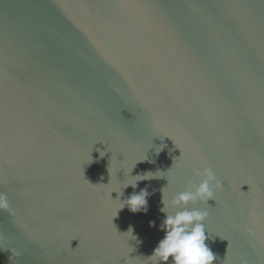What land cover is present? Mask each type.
Listing matches in <instances>:
<instances>
[{"label": "water", "instance_id": "95a60500", "mask_svg": "<svg viewBox=\"0 0 264 264\" xmlns=\"http://www.w3.org/2000/svg\"><path fill=\"white\" fill-rule=\"evenodd\" d=\"M205 168L214 264H264V0H0L6 264H155Z\"/></svg>", "mask_w": 264, "mask_h": 264}, {"label": "clouds", "instance_id": "9594fccd", "mask_svg": "<svg viewBox=\"0 0 264 264\" xmlns=\"http://www.w3.org/2000/svg\"><path fill=\"white\" fill-rule=\"evenodd\" d=\"M147 175L148 173L133 177ZM215 179L211 169L205 168L203 172L197 169L194 172V179L188 182L187 190L174 196L170 202H166L163 196L161 212L165 214V219L161 230L164 231V237L159 241L151 256L155 264H214V261L218 259L206 243L211 238L206 235L207 231L204 227L207 213L189 210L188 207L198 202L208 203L209 200H213ZM141 180H137L135 185L128 184L127 187L135 188L137 182ZM216 186L219 187V184ZM148 195L146 190L139 193L134 192L122 202L123 208L127 207L132 213L146 212ZM169 208L175 211L170 213ZM150 226H155L154 222H150Z\"/></svg>", "mask_w": 264, "mask_h": 264}, {"label": "trees", "instance_id": "16d2710c", "mask_svg": "<svg viewBox=\"0 0 264 264\" xmlns=\"http://www.w3.org/2000/svg\"><path fill=\"white\" fill-rule=\"evenodd\" d=\"M0 264H6L5 257L0 253Z\"/></svg>", "mask_w": 264, "mask_h": 264}]
</instances>
